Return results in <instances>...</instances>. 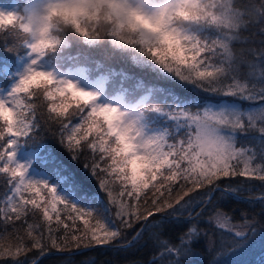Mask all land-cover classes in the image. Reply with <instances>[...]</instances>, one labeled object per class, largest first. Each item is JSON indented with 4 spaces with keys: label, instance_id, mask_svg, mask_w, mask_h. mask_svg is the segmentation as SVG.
Segmentation results:
<instances>
[{
    "label": "snow or ice",
    "instance_id": "1",
    "mask_svg": "<svg viewBox=\"0 0 264 264\" xmlns=\"http://www.w3.org/2000/svg\"><path fill=\"white\" fill-rule=\"evenodd\" d=\"M242 7L248 15L236 19L243 27L201 28L179 58L133 57L154 73L145 99L151 97V131L162 148L135 177L117 159L109 105L94 93L50 82L13 99L16 83L0 97L14 116L0 118V178L8 186L0 199V260L39 264L25 258L151 241L148 264H194L200 255L206 264H225L220 257L239 255L257 225L264 230V220L225 207L233 198L264 204V190L254 193L246 183L264 184V163H256L264 160V39L259 49L236 47L251 28L264 37V3L244 0ZM42 129L58 137L82 175L54 152L44 157L48 179L29 175L18 146L41 142ZM179 224L186 227L173 240L166 232Z\"/></svg>",
    "mask_w": 264,
    "mask_h": 264
},
{
    "label": "clouds",
    "instance_id": "2",
    "mask_svg": "<svg viewBox=\"0 0 264 264\" xmlns=\"http://www.w3.org/2000/svg\"><path fill=\"white\" fill-rule=\"evenodd\" d=\"M243 4L244 0H20L17 11H0V34L11 33L28 50L29 62L13 99L37 84L71 82L80 88L59 65L51 70L43 66L46 58L68 51L71 37L89 47L107 43L113 52L162 63L179 58L186 38L201 28L237 31L243 27L236 19L237 14L241 21L248 15ZM89 92L99 99L105 95L99 90ZM146 96H125L107 104L117 159L134 177L147 170L162 150L151 131L153 106ZM0 118L14 119L3 101Z\"/></svg>",
    "mask_w": 264,
    "mask_h": 264
},
{
    "label": "trees",
    "instance_id": "3",
    "mask_svg": "<svg viewBox=\"0 0 264 264\" xmlns=\"http://www.w3.org/2000/svg\"><path fill=\"white\" fill-rule=\"evenodd\" d=\"M14 1L18 8L20 0H0V2ZM247 35V43H238L237 48L262 47L261 40L264 39L259 33V27L249 29ZM72 44L67 52L58 56H50L45 60L52 65H59L63 70L77 66L86 65L90 72L95 74H104L108 76V94L117 92L122 85H127L130 93V98H135L141 94L147 93L149 89L156 83L154 73L147 68L142 67L137 59L126 54L113 52L110 46L105 43L100 47H89L83 44L78 38L71 37ZM28 53V50L21 46L17 39L11 33L0 34V83L6 85L10 79V71H13L17 62ZM119 84V85H118ZM42 141L36 144L31 142L23 143L27 149H33L37 152L35 165L43 168L47 172L48 166L45 163V155L54 152L66 164L73 167L78 174L82 175L80 165L69 159V154L59 144L58 137H53L50 132L42 129L40 132ZM242 143L247 144L245 140ZM256 163H264V160L257 158ZM54 179V177H53ZM243 179V178H238ZM251 185L250 191L259 193L264 190V184L258 180L247 181ZM8 191L3 178H0V199L3 198L5 192ZM247 195V193H246ZM228 208L236 209L237 215L240 210H246L252 215H255L258 220H264V204L258 200L254 203H249L246 198L239 200L233 198L225 205ZM186 227L185 224L174 225L172 230L166 232V235H171L172 239ZM11 229H9V232ZM4 235L3 227L0 226V236ZM264 230L259 225L254 230V235L250 238V243L240 251V254L230 256H222L225 264H264ZM155 251L151 241L135 245L131 248L114 249L112 246H94L82 253L72 254H46L42 258L39 253L33 251L26 257V262L32 257L39 259V264H148V260ZM50 252H55L51 250ZM194 264H206L208 259L205 255H200L191 258ZM0 264H13L11 259L5 258L0 260Z\"/></svg>",
    "mask_w": 264,
    "mask_h": 264
},
{
    "label": "rangeland",
    "instance_id": "4",
    "mask_svg": "<svg viewBox=\"0 0 264 264\" xmlns=\"http://www.w3.org/2000/svg\"><path fill=\"white\" fill-rule=\"evenodd\" d=\"M18 6L16 3H0V11H17ZM29 62L28 53L19 60V63L11 73L12 80L10 83L3 87L0 83V97L6 96L8 93L11 92L12 88L15 86L16 83H18L20 74L23 72L26 64ZM43 66L51 70L55 66L49 64L46 60L43 61ZM64 75H66L69 79H71L73 82H78L79 87L82 90L85 91H91V90H99L104 92V90L107 88L108 81L105 78V75H99V77L95 79L88 78V73L86 67H77L74 69H69L68 71L64 72ZM119 85V84H118ZM120 89L117 91L116 95L107 98L105 95L100 98V102L104 104H108L110 101L115 103L118 102L122 97H129L130 93L128 91L127 85L123 87L122 85H119ZM37 157V152L33 149H27L24 147L23 143L18 146V152H17V160L20 163L25 164H31V167L29 169V175L34 179H48L49 177L45 175L47 172L46 170L38 167L35 165V160Z\"/></svg>",
    "mask_w": 264,
    "mask_h": 264
},
{
    "label": "water",
    "instance_id": "5",
    "mask_svg": "<svg viewBox=\"0 0 264 264\" xmlns=\"http://www.w3.org/2000/svg\"><path fill=\"white\" fill-rule=\"evenodd\" d=\"M105 246H110V245H105ZM84 251H86V250H84ZM68 254V253H60V252H50V253H47V254ZM77 253H79V252H77Z\"/></svg>",
    "mask_w": 264,
    "mask_h": 264
},
{
    "label": "bare ground",
    "instance_id": "6",
    "mask_svg": "<svg viewBox=\"0 0 264 264\" xmlns=\"http://www.w3.org/2000/svg\"><path fill=\"white\" fill-rule=\"evenodd\" d=\"M41 168V167H40ZM43 169V168H42Z\"/></svg>",
    "mask_w": 264,
    "mask_h": 264
}]
</instances>
